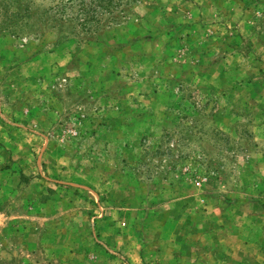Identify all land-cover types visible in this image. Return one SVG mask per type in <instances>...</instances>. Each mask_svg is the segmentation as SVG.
<instances>
[{
	"label": "rangeland",
	"instance_id": "374dc122",
	"mask_svg": "<svg viewBox=\"0 0 264 264\" xmlns=\"http://www.w3.org/2000/svg\"><path fill=\"white\" fill-rule=\"evenodd\" d=\"M0 264H264V0H0Z\"/></svg>",
	"mask_w": 264,
	"mask_h": 264
}]
</instances>
